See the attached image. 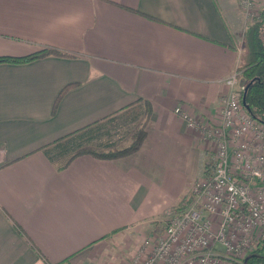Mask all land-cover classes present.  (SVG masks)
I'll return each instance as SVG.
<instances>
[{"label":"crops","instance_id":"1","mask_svg":"<svg viewBox=\"0 0 264 264\" xmlns=\"http://www.w3.org/2000/svg\"><path fill=\"white\" fill-rule=\"evenodd\" d=\"M238 1L0 0V55L67 53L0 63V264L142 260L153 224L211 171L214 142L174 109L220 121ZM139 100L151 113L138 150L50 162L42 147L73 131L137 124Z\"/></svg>","mask_w":264,"mask_h":264},{"label":"built area","instance_id":"2","mask_svg":"<svg viewBox=\"0 0 264 264\" xmlns=\"http://www.w3.org/2000/svg\"><path fill=\"white\" fill-rule=\"evenodd\" d=\"M239 5L246 22L258 17L254 0ZM224 83L216 124L175 107L188 126L214 142L211 171L165 212L161 230L144 238L142 260L127 264H240L264 238V124L242 104L237 69Z\"/></svg>","mask_w":264,"mask_h":264},{"label":"trees","instance_id":"3","mask_svg":"<svg viewBox=\"0 0 264 264\" xmlns=\"http://www.w3.org/2000/svg\"><path fill=\"white\" fill-rule=\"evenodd\" d=\"M239 48L240 54L236 69L239 72L240 83L246 87L242 94L244 93L248 109L243 106L255 121L264 124V7L261 8L258 17L245 27ZM46 55L65 56L67 53L52 47H44L25 55H0V63H25ZM71 86L73 85H65L59 90L52 104V114ZM139 102L146 105V108L143 117L135 124L134 128L122 136L126 144H121L119 141L104 142L98 137L100 134L99 125H87V127L73 131L55 139L51 144L43 146L45 154L57 169H61L66 167L74 157L81 154L114 159L135 152L146 136V124L151 113L149 102L145 100H139ZM241 264H264V238L251 252L245 255Z\"/></svg>","mask_w":264,"mask_h":264},{"label":"rangeland","instance_id":"4","mask_svg":"<svg viewBox=\"0 0 264 264\" xmlns=\"http://www.w3.org/2000/svg\"><path fill=\"white\" fill-rule=\"evenodd\" d=\"M238 4H239V1H238ZM254 5H255V10H254L253 19L255 17H257V15L260 13L261 8L264 7V0H254ZM239 7H240V5H239ZM240 9H241V7H240ZM242 13H243V11H242ZM251 22H246L245 18H244V14H243V25H242V28H241V33L239 34L238 39H236V42H237L236 45H237L238 48L240 47V41H241L242 32L244 31L245 27L248 24H250ZM239 50H240V48H239ZM123 119L125 120L124 117H117V118L114 119V121L112 123H110L108 126H106L107 130H105V133L103 135H101V140L109 141V142H118L119 141V143H121V144H126V142H125V140H123L122 136L125 135L126 133L130 132V130H132L134 128L135 124L124 123ZM211 157H212L211 161L213 163L214 151H213ZM208 168L211 169V163L208 166ZM156 223H158V224H156ZM156 223L153 224L154 225V231H160L162 226H163V220L158 221ZM148 232L149 231L147 230L145 232L144 236L147 235ZM147 236H145L144 238H146ZM141 244H143V241H142Z\"/></svg>","mask_w":264,"mask_h":264},{"label":"water","instance_id":"5","mask_svg":"<svg viewBox=\"0 0 264 264\" xmlns=\"http://www.w3.org/2000/svg\"><path fill=\"white\" fill-rule=\"evenodd\" d=\"M246 89V87H244V90ZM243 90V91H244ZM242 104L246 107V109H248L247 108V106H246V104H245V98H244V93L242 94Z\"/></svg>","mask_w":264,"mask_h":264}]
</instances>
